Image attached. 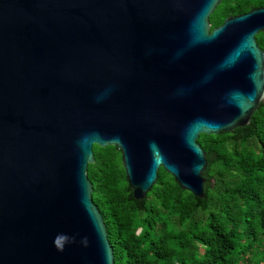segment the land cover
<instances>
[{
	"label": "water",
	"instance_id": "water-1",
	"mask_svg": "<svg viewBox=\"0 0 264 264\" xmlns=\"http://www.w3.org/2000/svg\"><path fill=\"white\" fill-rule=\"evenodd\" d=\"M220 0H0V264H113L86 167L119 152L137 209L161 168L204 208L213 152L264 102V7Z\"/></svg>",
	"mask_w": 264,
	"mask_h": 264
},
{
	"label": "trees",
	"instance_id": "trees-1",
	"mask_svg": "<svg viewBox=\"0 0 264 264\" xmlns=\"http://www.w3.org/2000/svg\"><path fill=\"white\" fill-rule=\"evenodd\" d=\"M260 7L264 0H220L210 28ZM254 40L264 53V30ZM249 119L246 136L197 137L204 154H215L205 171L212 184L203 209L161 168L137 209L127 199L119 152L92 145L85 174L113 264H264V102Z\"/></svg>",
	"mask_w": 264,
	"mask_h": 264
},
{
	"label": "rangeland",
	"instance_id": "rangeland-1",
	"mask_svg": "<svg viewBox=\"0 0 264 264\" xmlns=\"http://www.w3.org/2000/svg\"><path fill=\"white\" fill-rule=\"evenodd\" d=\"M259 250V249H258Z\"/></svg>",
	"mask_w": 264,
	"mask_h": 264
}]
</instances>
